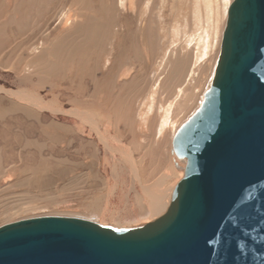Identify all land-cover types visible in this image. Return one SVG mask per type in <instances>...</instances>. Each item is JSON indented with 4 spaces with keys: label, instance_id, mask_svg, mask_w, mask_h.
Here are the masks:
<instances>
[{
    "label": "rangeland",
    "instance_id": "rangeland-1",
    "mask_svg": "<svg viewBox=\"0 0 264 264\" xmlns=\"http://www.w3.org/2000/svg\"><path fill=\"white\" fill-rule=\"evenodd\" d=\"M231 1L122 0L120 7V0H0V227L40 217L103 221L100 209L121 203L130 160L140 163L142 186L160 181L173 191L184 163L172 139L157 140L154 111L187 82L190 72L166 87L176 60L191 49L196 72L170 115L180 121L199 106L207 79L197 82L211 77ZM207 18L219 34L195 59V31ZM150 103L155 127L146 131L140 117ZM76 112L99 122L113 160ZM151 159L158 176L147 173Z\"/></svg>",
    "mask_w": 264,
    "mask_h": 264
},
{
    "label": "water",
    "instance_id": "water-1",
    "mask_svg": "<svg viewBox=\"0 0 264 264\" xmlns=\"http://www.w3.org/2000/svg\"><path fill=\"white\" fill-rule=\"evenodd\" d=\"M166 210L134 227L64 217L0 227V264H264V0H232Z\"/></svg>",
    "mask_w": 264,
    "mask_h": 264
},
{
    "label": "bare ground",
    "instance_id": "bare-ground-1",
    "mask_svg": "<svg viewBox=\"0 0 264 264\" xmlns=\"http://www.w3.org/2000/svg\"><path fill=\"white\" fill-rule=\"evenodd\" d=\"M119 6H122V0H120ZM196 30V29H195ZM104 31V30H103ZM105 32V31H104ZM103 32V33H104ZM198 32L195 35V49L197 50V52H195V59L202 57V56H206L208 54V50L210 49V39L212 36H217L219 34V30L217 28V26H214L213 24V20L211 18H207L206 22L204 24H202L201 27L197 28ZM102 33V34H103ZM106 33V32H105ZM222 35V34H220ZM90 36V35H89ZM220 40H221V36H220ZM213 45V44H212ZM76 51V50H74ZM219 52V50H218ZM217 52V55H218ZM216 55V57H217ZM192 49L188 50L185 54H183L182 56L179 57V59L176 60L175 62V67H173L172 72L168 78V82H167V89L168 90H172L173 88V84H175L174 82L177 81L178 79H180L182 77L183 74H188V72H190L189 78L187 80V82L181 83V85L177 86L176 89V93L175 95L168 96V100L165 102L163 105H160L157 108L156 111H154L155 115H158L160 120L157 121L158 123L155 124V126L152 125V122H148V120H150V115L152 110V104H149V107L146 109L147 113L144 112L141 117L140 120L142 122H144V125L146 124V131L148 129L151 130V128H156V132L155 135H157V140H162L165 137H167L168 139H172L175 131L178 129V127L191 115L192 112H194V108L189 111V113L185 116V118L183 120L178 121L177 119H175V117H173V115L171 116L170 113H174L177 110V104L179 103L178 99L181 98V96L187 92L189 89L187 88L189 85V81L191 79H193L194 74L196 72L195 68H192L191 70L189 69L190 67V62L192 60ZM164 58V57H163ZM206 58V57H205ZM215 59V57H214ZM216 60V59H215ZM213 68L211 69L212 72ZM210 75V74H209ZM212 75V74H211ZM197 77V76H196ZM198 78V77H197ZM207 79V80H206ZM206 80V86L210 80V78L208 77V75L204 78L201 77V79L198 80L197 85L200 86L201 83L205 82ZM156 81L154 83V87L152 90V93L154 95L157 86L159 85V82ZM188 85V86H187ZM202 85V84H201ZM187 86V87H186ZM195 87V86H194ZM192 87V88H194ZM175 88V87H174ZM192 90V89H191ZM167 92V90H166ZM175 92V91H174ZM194 92V91H193ZM120 93V92H119ZM19 94V93H18ZM168 95V94H167ZM193 98V97H192ZM31 99V98H30ZM151 99V98H150ZM195 99V98H194ZM191 100V99H190ZM30 101V100H28ZM193 101V100H192ZM34 102L36 104H39V102L37 100H34ZM154 102V101H153ZM124 103V102H123ZM149 103V102H148ZM194 103V102H192ZM156 104V103H155ZM182 104V103H181ZM190 105V104H189ZM192 105V104H191ZM32 106V105H31ZM37 106V105H36ZM39 106V105H38ZM37 106V107H38ZM118 107V106H117ZM192 107V106H191ZM112 108V107H110ZM115 108V107H114ZM123 108V107H122ZM189 108V107H188ZM40 109V108H39ZM156 109V108H155ZM186 110V109H185ZM119 111V110H118ZM159 111V112H158ZM188 111V110H186ZM69 113V112H68ZM77 113V112H76ZM153 113V112H152ZM116 115V114H115ZM147 115V118H146ZM184 115V114H183ZM77 116L80 118L81 122H83L84 124H88L90 129L93 132H95V134L98 136V140L103 144L102 146H104L105 149H107L108 155H110L111 159L113 160V155L115 152V150L112 151V148H110V146H108V141L106 140V138L104 137V135L102 133H100L99 131V122L94 119L92 116L90 115H86L84 113H77ZM112 117V116H111ZM129 117V116H128ZM157 117V116H156ZM105 118V117H104ZM158 118V117H157ZM152 120V119H151ZM113 121V120H112ZM106 122V121H105ZM102 123V122H101ZM105 124V123H104ZM116 124V123H115ZM127 124V123H126ZM102 125V124H101ZM111 125H113L111 123ZM152 125V127H151ZM114 126V125H113ZM108 127V126H107ZM105 128V127H104ZM112 128V127H111ZM105 131V130H104ZM109 132V131H108ZM132 134V133H131ZM118 135V134H117ZM154 136V135H153ZM152 136V137H153ZM115 139V138H114ZM149 141V140H148ZM152 141V140H151ZM151 141L147 142V145L145 146V150H149L150 149V145H151ZM162 142V141H161ZM114 143V140H113ZM116 143V142H115ZM117 144V143H116ZM139 145V143H137ZM117 146V145H116ZM170 146L171 143H170ZM129 147V146H128ZM133 147V146H132ZM141 147V146H140ZM119 148V147H118ZM127 148V147H126ZM128 149L131 150V148L129 147ZM134 149V148H132ZM170 149V148H169ZM143 151V149L141 150ZM106 152V151H105ZM106 152V153H107ZM130 152V151H129ZM132 152V150H131ZM130 152V153H131ZM135 152V151H134ZM138 152V151H137ZM146 152V151H145ZM144 153V152H143ZM171 154V153H169ZM145 155V153H144ZM107 156V155H106ZM116 156V155H115ZM149 156V155H148ZM152 156V155H151ZM120 157V161L121 160H125V156L123 157V159H121ZM131 157V156H130ZM153 157V156H152ZM170 157V156H169ZM154 158V157H153ZM110 159V158H109ZM132 159V158H131ZM134 159V158H133ZM109 161V160H108ZM118 162V160H115ZM179 161V160H178ZM113 162V161H112ZM111 162V163H112ZM128 162V161H127ZM169 162V161H168ZM182 164H185V159L183 161H180ZM123 163V162H122ZM121 163V164H122ZM154 164H155V160H154ZM112 167L110 168L111 170V176L114 177L118 174V171L116 170V165H118L116 163L113 164L112 163ZM157 165V164H156ZM122 166V165H121ZM140 163L136 164L133 160L129 161V167H126L125 164H123V173H125V175H127V179H128V185L126 186V188L122 191L121 193V203L120 205L110 211L107 207L100 209V212L102 213V217L104 218L103 221L101 220V222L96 221V223H99L100 225H108V226H112V227H118V228H123V227H134V226H138L140 224L143 223H147L150 222L154 219H156L157 217H159L168 207L169 205V201L172 197V191L170 192V189H161V182H155L152 186L150 185V187L147 186L144 187L141 185V183L143 184L144 181L140 180L142 177V175H144V172L142 170H139ZM118 167V166H117ZM165 167V165H164ZM168 167V166H167ZM174 167V166H173ZM161 168V166L159 167ZM169 168V167H168ZM171 168V165H170ZM169 168V169H170ZM155 171L154 165H153V160H150L149 163V170H148V174H152V172ZM157 170V169H156ZM120 171V170H119ZM160 171V169H159ZM173 171V170H172ZM122 173V172H121ZM157 174V172H155ZM168 172H164V179H166L169 174H167ZM173 173V172H172ZM155 174V175H156ZM124 175V174H123ZM124 175V176H125ZM153 175V174H152ZM151 177L153 178V175ZM159 174H157L158 176ZM183 175V174H182ZM150 176V175H149ZM120 177V176H119ZM118 177V178H119ZM126 177V176H125ZM148 177V176H147ZM115 178V177H114ZM155 178V177H154ZM160 178V177H159ZM163 179V178H162ZM161 179V181H162ZM163 179V180H164ZM124 180V179H123ZM147 180V179H146ZM154 180V179H153ZM125 181V180H124ZM149 182V179H148ZM116 184V181H115ZM126 184V182H125ZM145 184V183H144ZM124 185V184H123ZM136 185L141 186L140 189L141 191L139 192L136 188ZM146 186V184H145ZM114 187V186H112ZM118 187V186H117ZM122 187V186H121ZM123 189V188H120ZM109 190V189H108ZM113 190V189H110ZM109 190V191H110ZM117 190V189H116ZM116 193V192H114ZM110 194H113V191L110 192ZM117 196V195H116ZM109 197V195H108ZM107 197V198H108ZM118 199V198H117ZM119 199V200H120ZM107 201H109L107 199ZM109 205V204H108ZM98 207V206H97ZM113 207V206H112ZM97 209V208H96ZM97 211V210H96ZM94 212V211H93ZM125 215L129 221H127L126 219L122 220V215ZM101 216V215H100ZM124 217V216H123ZM135 219H134V218ZM125 218V217H124ZM101 219V218H100ZM106 220V222H105ZM125 220V221H124Z\"/></svg>",
    "mask_w": 264,
    "mask_h": 264
}]
</instances>
